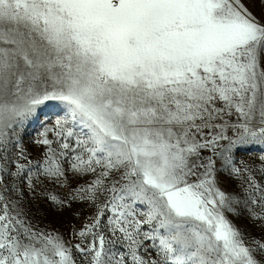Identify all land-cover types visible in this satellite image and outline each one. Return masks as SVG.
I'll return each mask as SVG.
<instances>
[{
	"label": "snow or ice",
	"instance_id": "obj_1",
	"mask_svg": "<svg viewBox=\"0 0 264 264\" xmlns=\"http://www.w3.org/2000/svg\"><path fill=\"white\" fill-rule=\"evenodd\" d=\"M0 264H264V0H0Z\"/></svg>",
	"mask_w": 264,
	"mask_h": 264
},
{
	"label": "rangeland",
	"instance_id": "obj_2",
	"mask_svg": "<svg viewBox=\"0 0 264 264\" xmlns=\"http://www.w3.org/2000/svg\"><path fill=\"white\" fill-rule=\"evenodd\" d=\"M41 208H43L47 213V219L45 223H48L52 228L59 229L61 232L67 231L68 223L70 221V217L67 213H65L63 216L57 215L51 210L50 206L44 203L41 204ZM236 223L240 227L251 228V225L245 219L237 220Z\"/></svg>",
	"mask_w": 264,
	"mask_h": 264
}]
</instances>
